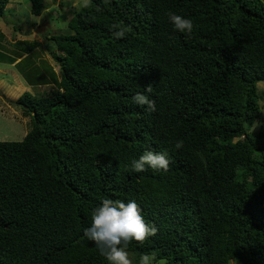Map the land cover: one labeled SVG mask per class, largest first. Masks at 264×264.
<instances>
[{"label": "trees", "instance_id": "16d2710c", "mask_svg": "<svg viewBox=\"0 0 264 264\" xmlns=\"http://www.w3.org/2000/svg\"><path fill=\"white\" fill-rule=\"evenodd\" d=\"M29 1L34 15L48 5ZM168 12L193 33L174 31ZM113 25L130 31L117 39ZM67 27L47 37L55 86L10 101L31 127L0 140V264H108L83 235L103 198L135 200L158 228L129 245L135 264L153 252L167 264H264V126L252 130L264 0H92ZM38 45L15 42L20 56ZM148 150L165 153L169 171L134 172Z\"/></svg>", "mask_w": 264, "mask_h": 264}, {"label": "rangeland", "instance_id": "374dc122", "mask_svg": "<svg viewBox=\"0 0 264 264\" xmlns=\"http://www.w3.org/2000/svg\"><path fill=\"white\" fill-rule=\"evenodd\" d=\"M80 2L48 0L46 10L41 15H34L29 0H9L0 17V140H21L31 127V117L10 101L24 91L41 95L55 86L59 69L52 57L55 47L47 37L69 31L67 23L80 8ZM41 25L44 28L36 31ZM24 39L37 40L40 45L20 56L15 42ZM257 88L259 92H264V81L258 82ZM260 102L261 117L253 124L254 131L264 126V97ZM130 258L133 259L132 255ZM229 264L242 263L231 259Z\"/></svg>", "mask_w": 264, "mask_h": 264}, {"label": "clouds", "instance_id": "9594fccd", "mask_svg": "<svg viewBox=\"0 0 264 264\" xmlns=\"http://www.w3.org/2000/svg\"><path fill=\"white\" fill-rule=\"evenodd\" d=\"M79 7L88 9L92 7V0H81ZM99 11V9H97ZM167 17L174 31L187 33L189 36L194 31V23L191 19L179 14L168 12ZM115 30L112 34L115 38H124L130 31L128 27L113 25ZM152 91L149 85L145 92ZM134 102L138 106H145L148 112L156 111L155 100L148 95L137 93ZM176 149L183 147L182 141L174 145ZM170 159L165 153H158L152 150L145 151L137 160L132 162V170L141 173L147 168L156 171L167 172L170 168ZM158 233V228L150 226L141 215V208L135 200L124 202L103 198L99 206L93 211L90 227L84 230V237L91 241L99 253L108 261V264H134L130 258L129 245L132 242L143 246L145 242ZM138 264H167V261L157 256L155 252L141 255Z\"/></svg>", "mask_w": 264, "mask_h": 264}, {"label": "water", "instance_id": "95a60500", "mask_svg": "<svg viewBox=\"0 0 264 264\" xmlns=\"http://www.w3.org/2000/svg\"><path fill=\"white\" fill-rule=\"evenodd\" d=\"M42 28H44V25H41L40 27H38V28L36 29V31H41ZM0 93H1V92H0Z\"/></svg>", "mask_w": 264, "mask_h": 264}]
</instances>
